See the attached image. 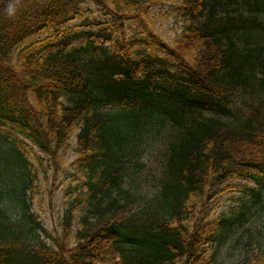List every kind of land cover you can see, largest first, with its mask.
<instances>
[{
	"label": "trees",
	"instance_id": "trees-1",
	"mask_svg": "<svg viewBox=\"0 0 264 264\" xmlns=\"http://www.w3.org/2000/svg\"><path fill=\"white\" fill-rule=\"evenodd\" d=\"M0 2V264H220L226 244L264 264V0ZM171 2L175 47L147 54L128 27ZM76 131L55 237L32 209L39 155L59 167ZM232 176L253 187L199 223Z\"/></svg>",
	"mask_w": 264,
	"mask_h": 264
},
{
	"label": "rangeland",
	"instance_id": "rangeland-1",
	"mask_svg": "<svg viewBox=\"0 0 264 264\" xmlns=\"http://www.w3.org/2000/svg\"><path fill=\"white\" fill-rule=\"evenodd\" d=\"M180 13L181 10L180 8L178 9L177 2L158 5L153 10L150 20L147 19L136 25H129L127 30L128 36L134 37L139 47L147 52V54L160 55L162 54L160 46L169 44L172 48L175 47L174 44L172 45V41L180 33L183 25L182 18L179 16ZM87 14L89 16H99L97 10L92 6L91 11ZM76 23L78 21L70 23L68 27H73ZM80 28L84 30L88 29L87 27ZM46 36L45 34L37 37L29 43L36 42ZM133 48L135 49L137 46H133ZM75 145L76 141L73 136L58 154L57 160L60 162L59 167L48 162V159L41 154V158H44L42 159L44 169H47V177L44 178L43 175L39 176L40 180L37 187L39 190L33 196L32 209L40 218L46 230L55 237L60 232L61 215L65 202L68 200V197L64 193L68 187H76L78 185L77 177L71 168V164L75 158ZM159 154H161V151L159 148H156L154 152L155 158L149 160L146 164L147 173H154L157 170ZM236 184H243V180L237 177L229 178L224 184L211 190L210 193L207 192L210 200L200 210L198 216L199 223L205 224L209 221H214L226 207H232L239 203L237 199L233 200L238 195L237 190L226 189L222 193L220 192L221 188L231 185L235 186ZM206 248L208 249V246ZM239 250L241 249L239 248ZM210 254H212L211 248L208 249L207 258ZM217 258L220 264H239L244 260L245 255H233V251L230 250V245L226 244L219 250Z\"/></svg>",
	"mask_w": 264,
	"mask_h": 264
}]
</instances>
